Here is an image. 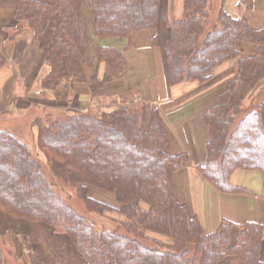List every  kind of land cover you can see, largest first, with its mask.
<instances>
[{
	"label": "trees",
	"instance_id": "1",
	"mask_svg": "<svg viewBox=\"0 0 264 264\" xmlns=\"http://www.w3.org/2000/svg\"><path fill=\"white\" fill-rule=\"evenodd\" d=\"M159 1L17 0L8 39L24 31L33 35L49 69L41 85L46 91L61 98L58 89L70 80L89 83L96 95L103 85L122 79L125 61L113 48L88 59L82 5L92 15L96 38L129 40L135 32L156 28ZM207 5L208 0H183L181 19L167 23L165 73L171 86L203 84L214 70L236 60L234 79L204 113L209 140L198 172L218 192L244 194L230 183L235 170H256L264 184V29H251L223 9L207 27ZM240 44L255 47V55L241 58ZM90 61L103 64L101 78L97 68L87 76ZM5 64L0 51V69ZM39 126L36 146L45 165L13 132L0 129L1 213L62 231L86 264H225L224 258L234 255L241 264H264L262 225L221 220L207 234L170 194L168 169L178 170L187 158L166 153L168 136L155 109L118 106L101 115L66 114ZM92 189L114 194L116 204L95 200ZM73 198L85 213L69 204ZM106 213L123 218H110L113 225L98 230L93 216ZM27 262L42 264L32 253ZM0 264H5L1 249Z\"/></svg>",
	"mask_w": 264,
	"mask_h": 264
},
{
	"label": "crops",
	"instance_id": "2",
	"mask_svg": "<svg viewBox=\"0 0 264 264\" xmlns=\"http://www.w3.org/2000/svg\"><path fill=\"white\" fill-rule=\"evenodd\" d=\"M182 2L183 0H160L156 28L135 32L129 40H100L94 37L92 17L86 4L82 5L81 14L89 35L88 50L89 47L96 50L101 47L113 48L123 51L125 60L122 79L114 85L102 87L97 95L100 97L97 106L101 112H108L118 106L145 104L148 113L151 109L158 111L168 136L166 153L171 156L185 155L187 158L178 170L168 169L170 194L187 208L191 216L197 218L207 234L214 232L221 220L233 222L237 226L245 223L262 225L263 238L259 257L264 259V184L261 175L256 171L235 170L230 183L245 192L227 194L218 192L198 172V166L206 163L209 140L204 113L215 104L217 95L234 79L236 60L226 62L214 70L212 78L206 83L181 82L174 86L168 83L163 55L168 37L167 23L181 19ZM16 3L17 0H0V51L6 60L5 66L0 69V94L4 101L11 91L8 83L21 81L36 85L45 71L44 55L40 53L38 44L29 31H24L12 42L8 40ZM220 9L233 18L246 21L251 29H264V0H208V16L214 15L216 18ZM249 46L240 44L241 58L255 55V47L252 46V49ZM82 88L86 86H77L76 89L78 91ZM17 103L18 100L13 99L8 110L0 105V129L14 134L16 129L8 122L15 120L17 111H25L15 107ZM34 115L36 114L29 115L31 118L27 125L30 126ZM90 195L110 205L116 204L114 194L92 189ZM236 231L233 230V234ZM70 254L69 264L86 263L77 252L71 251ZM224 259L225 264H241V257L238 255Z\"/></svg>",
	"mask_w": 264,
	"mask_h": 264
},
{
	"label": "rangeland",
	"instance_id": "3",
	"mask_svg": "<svg viewBox=\"0 0 264 264\" xmlns=\"http://www.w3.org/2000/svg\"><path fill=\"white\" fill-rule=\"evenodd\" d=\"M213 20H215L214 15L208 16L207 27L213 24ZM9 35L12 37V29H10ZM249 47L254 49L252 46ZM39 50L40 53L44 55L43 64L45 67V71L43 68L44 73L43 75L41 74V77H39L40 79L38 83L36 85L24 84V82L21 81L16 83H8L11 88L10 95L6 96V100L4 101L0 94V105H2L1 107H7L8 110L12 105V101L14 99L18 100V103L15 105V107H19V109H25V111H17L14 117L15 120H9L8 123L12 124L16 129V135L14 134L15 138H17L20 142L24 143L31 150V154L36 155L38 159L41 160V163L45 165L44 157L36 146L38 127H40L39 125L44 126L46 125V122H48V120L50 121V119H59L60 117L66 116V114H75L83 112L89 114L96 113L101 115L102 113H105L101 112L99 110L100 108H98L97 106V103L99 102L98 100L100 98L97 97V95L101 91L102 87H106L107 85H103L96 95H91L89 91V83L70 84V80H66L62 84L64 87L62 86L60 89H58L59 92L63 91V93L60 94L61 98H57L54 92H52V90L46 91L41 87L43 77L48 74L49 69L45 61V54L43 53L44 51H42L40 48ZM92 50L96 49H92L91 47H89L88 50L87 48V56L90 57L88 59L96 57L99 53V49L96 51ZM86 66L87 76L90 77V75L94 72L93 70L97 68V76L100 78L102 77L104 71L103 64L100 63V65L97 67L96 61H90L86 63ZM83 85H85L86 88H82L77 91V86ZM64 94L66 95V97L63 96ZM89 99L92 100L89 101ZM32 113H35L36 117H39L40 119L36 122L32 120L29 126L27 125V122L28 119L31 118L29 115H31ZM45 169L48 172L49 168L47 166ZM93 197L94 199L96 198L95 196ZM95 200L100 201L101 199L97 198ZM68 202L81 214L85 213L83 203L80 202L77 198H73ZM114 205L115 204L113 203L112 206ZM93 217L96 220L95 226L98 230L101 229L100 225H104V223H107L108 225H113L112 222L109 220L110 218L118 221L119 219L123 218L120 215H117L116 213H106L104 217H99L95 215ZM0 249L3 252L5 264H28L27 259L29 253L34 254L41 261L42 264H69V260H71L70 252L72 251L73 253H76L70 240L62 231H55L54 229L48 228V226L39 223L34 224L20 219H16L1 212Z\"/></svg>",
	"mask_w": 264,
	"mask_h": 264
}]
</instances>
